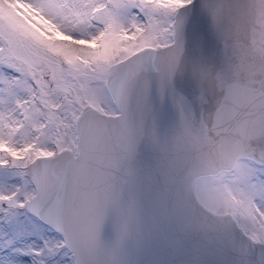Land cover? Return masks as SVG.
Returning a JSON list of instances; mask_svg holds the SVG:
<instances>
[{
	"label": "snow or ice",
	"instance_id": "obj_1",
	"mask_svg": "<svg viewBox=\"0 0 264 264\" xmlns=\"http://www.w3.org/2000/svg\"><path fill=\"white\" fill-rule=\"evenodd\" d=\"M153 93L181 117L164 140ZM144 140L151 226L129 168ZM110 211L152 252L128 264H264V0H0V264H117Z\"/></svg>",
	"mask_w": 264,
	"mask_h": 264
},
{
	"label": "water",
	"instance_id": "obj_2",
	"mask_svg": "<svg viewBox=\"0 0 264 264\" xmlns=\"http://www.w3.org/2000/svg\"><path fill=\"white\" fill-rule=\"evenodd\" d=\"M184 36L185 50L190 53L187 27H185ZM149 104L150 115L146 120V126L149 129L155 128L162 140L171 137L180 125L181 117L178 109L170 99H162L155 93L150 96ZM161 163V154L148 140H144L138 145L134 157L129 161L130 170L137 176V184L132 195L136 202L137 212L146 226H151L163 211L164 185L160 173ZM100 242L106 250L116 251L117 264H128L131 260H147L152 257L151 251H145L137 246L133 233L130 232L121 237L117 216L111 211L101 226ZM241 243L243 242L241 241ZM255 255L257 260L261 258L259 249H256ZM210 259L225 261L229 257L217 254Z\"/></svg>",
	"mask_w": 264,
	"mask_h": 264
}]
</instances>
